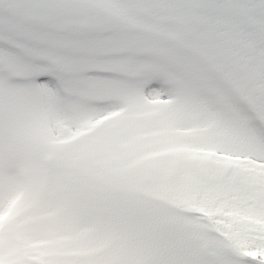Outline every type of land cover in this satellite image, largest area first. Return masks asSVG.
<instances>
[{"label": "snow or ice", "instance_id": "6c2138e0", "mask_svg": "<svg viewBox=\"0 0 264 264\" xmlns=\"http://www.w3.org/2000/svg\"><path fill=\"white\" fill-rule=\"evenodd\" d=\"M0 264H264V0H0Z\"/></svg>", "mask_w": 264, "mask_h": 264}]
</instances>
